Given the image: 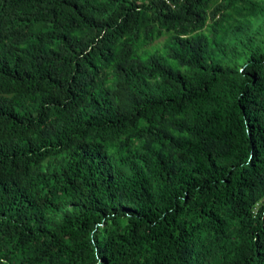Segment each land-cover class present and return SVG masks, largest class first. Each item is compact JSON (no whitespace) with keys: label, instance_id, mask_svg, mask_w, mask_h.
Returning a JSON list of instances; mask_svg holds the SVG:
<instances>
[{"label":"trees","instance_id":"trees-1","mask_svg":"<svg viewBox=\"0 0 264 264\" xmlns=\"http://www.w3.org/2000/svg\"><path fill=\"white\" fill-rule=\"evenodd\" d=\"M0 264H264V0H0Z\"/></svg>","mask_w":264,"mask_h":264},{"label":"rangeland","instance_id":"rangeland-1","mask_svg":"<svg viewBox=\"0 0 264 264\" xmlns=\"http://www.w3.org/2000/svg\"><path fill=\"white\" fill-rule=\"evenodd\" d=\"M168 35L156 38L151 44L143 46L139 53L142 56L157 54L160 57H166L169 51ZM173 66H178L177 62L171 61Z\"/></svg>","mask_w":264,"mask_h":264},{"label":"clouds","instance_id":"clouds-1","mask_svg":"<svg viewBox=\"0 0 264 264\" xmlns=\"http://www.w3.org/2000/svg\"><path fill=\"white\" fill-rule=\"evenodd\" d=\"M174 6V5H173ZM257 207H255L254 212L256 213Z\"/></svg>","mask_w":264,"mask_h":264}]
</instances>
